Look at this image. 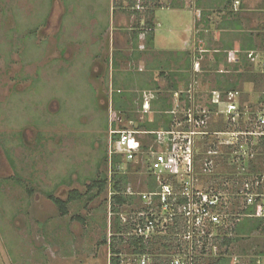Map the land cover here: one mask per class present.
Listing matches in <instances>:
<instances>
[{
    "label": "rangeland",
    "instance_id": "obj_1",
    "mask_svg": "<svg viewBox=\"0 0 264 264\" xmlns=\"http://www.w3.org/2000/svg\"><path fill=\"white\" fill-rule=\"evenodd\" d=\"M193 1L187 0V6L192 8ZM157 2L164 8L157 10L155 5H149L151 10H157L156 35L158 39H170L159 34L169 35L170 30L184 27L176 25L179 16L170 10L175 6L173 0ZM118 4L120 0H0V264H110L113 236L116 250L121 252L120 264H135L137 256L127 242L135 232L131 228L129 234L115 233L114 221L126 214L135 217L144 204L135 198L117 216L110 208V191L92 198L97 191L88 194L87 186L92 179L110 173L105 159L110 150L113 94L119 89L137 90L129 127L137 129L140 123L149 122L161 126L164 120L158 109L153 112L151 107L147 114L143 110L141 101L151 92L142 94L138 88L142 80H149L147 64L152 67V79L163 88L168 85L161 74L167 75L175 67L154 70L156 61L164 59L163 54L149 53V44L144 40L136 49L133 47L132 33L140 21L121 11ZM139 5L144 10L145 2ZM189 17L193 19L191 14ZM176 36L180 39V35ZM166 45L172 50L180 47L179 42ZM136 51L144 54L141 60L136 59ZM203 66H207L205 60L199 66L200 77L196 76V98L201 108L208 109L212 100L208 104L207 99L216 81L215 77L203 76ZM190 86L181 89L184 94ZM240 90L242 122L233 127L220 117L211 131L255 129L264 106L258 103L254 85L247 83ZM151 95L153 100L154 92ZM185 111L183 106L176 117L181 119ZM258 138H247L249 151L257 147ZM140 140L142 146L152 144L151 138ZM228 152L215 159V170L221 175L237 172L234 179L227 176L228 180L223 181L231 193L243 179L239 178L233 152L224 161ZM144 163L132 168L129 164L122 166L126 170L123 174H128L126 190L147 192L151 174ZM212 180L210 176L203 181L211 184ZM72 192L80 193L82 198L72 202L69 215L63 217L48 194L66 200ZM261 200L257 208L264 207V197ZM232 202L235 212L245 207L242 200L237 202L231 196L225 207L231 215ZM230 220L232 223L235 217ZM170 230L165 231L166 236L174 241V248L177 240L181 241L183 255L187 249L184 237L178 238ZM119 238H124V243ZM258 245L264 246V238L242 239L225 253L227 264H252ZM211 246L210 241L200 242L194 252V258L200 257L199 264H215L220 253L218 244L203 254V249ZM172 253L167 259L163 251L156 250L150 264H169L165 261L178 258L176 250ZM258 262L264 264V260Z\"/></svg>",
    "mask_w": 264,
    "mask_h": 264
},
{
    "label": "built area",
    "instance_id": "obj_2",
    "mask_svg": "<svg viewBox=\"0 0 264 264\" xmlns=\"http://www.w3.org/2000/svg\"><path fill=\"white\" fill-rule=\"evenodd\" d=\"M194 70L195 75L200 73L199 67H195ZM197 84L198 80L194 76L183 102L181 94H175L177 97L174 101V111L170 112L174 122L169 130L140 131L138 128L129 127L125 117L114 109L111 116L110 208L111 197L115 194L112 192L113 157L121 158L122 163L118 165L117 170L122 174L126 171L122 166L129 164L138 167L141 161H145L147 172L151 174V181L146 185L147 192H139L133 188L119 193L133 199L139 198L144 207L135 217L127 214L121 216V225L130 226L135 232V237L145 241H153L169 229L176 237H184L186 252L183 255L179 254L172 264H195L194 252L200 248L198 247L200 242L202 240L211 242L217 236L216 231L219 228L226 230L230 228L231 215L225 208L231 197L229 188L225 182L223 189H220L216 182L208 184L203 181L205 177L215 174V159H219L222 152H233L239 172L244 174L249 168L248 162L255 157V150L249 151L246 148L247 138L254 136L264 138V111L258 114L253 131L239 129L211 131V126L214 122L217 123L216 120L220 117L227 119L233 127L242 122L244 112L239 93L228 92L223 97L212 93L217 97L207 105L208 109H203L196 98ZM151 94H145L143 110L146 114L150 112L153 97ZM183 106L186 111L184 117L180 119L176 116ZM141 136L152 137V144L148 150H144ZM209 156L214 158V161L209 159ZM256 177L252 180L245 178L242 184L237 185L240 190L238 198L246 206L254 205L258 199L264 197L260 191L264 185V174ZM150 183H153V189H150ZM201 237L204 238L200 240ZM177 241L181 246V241ZM181 248L183 249V246ZM150 262V255L137 256L135 259V264Z\"/></svg>",
    "mask_w": 264,
    "mask_h": 264
},
{
    "label": "crops",
    "instance_id": "obj_3",
    "mask_svg": "<svg viewBox=\"0 0 264 264\" xmlns=\"http://www.w3.org/2000/svg\"><path fill=\"white\" fill-rule=\"evenodd\" d=\"M179 1L175 0V6L168 9L178 14L179 23L177 22L176 25L181 24L184 29L178 26L179 29L170 30L169 35L159 34L168 36L170 39L165 37L158 39L156 35L158 22L155 15L158 9L164 8L160 4L161 8L154 11L155 26L153 30L143 32L136 43L131 39L133 46L144 40L149 44V53L157 51L156 53L163 54L164 59L156 61L157 67L153 66V69L169 68L173 65L175 69H170L169 73L178 75L174 78L178 85L177 92L180 94L185 93L181 89L188 88L192 84L194 76L200 77L198 74L195 75L194 68L199 67L200 63L205 60L207 66L201 68L203 76L215 77L216 81L215 88L209 92L208 104L217 97L212 93L220 94L223 97L228 93L224 88L235 84L237 90L229 92L239 93L241 99V87L250 83L256 87L260 107L264 106V0H194L193 9L187 6V0ZM189 14L193 16L192 20ZM144 22L141 23L142 26H144ZM176 35H180V39ZM176 42L180 43L178 49L172 50L166 47V44H169V47L175 46ZM157 44H160L161 47L159 48ZM135 55L137 60H141L144 54L140 52L138 54L136 51ZM145 69V73L149 74L146 75L149 80L147 83L146 80H142V85L148 86L144 90L151 93H160L166 90L167 87L163 88L161 84L152 79V72H149L152 67L149 64ZM137 80L139 79L137 78ZM166 83L168 85L167 80ZM157 84L160 87L158 90L155 89ZM136 91L133 90V92ZM153 109H157V104ZM155 110L153 112H156ZM261 139L257 146L262 141ZM210 243L212 246L205 249L206 254L211 251V248L216 247L214 239ZM225 250L223 249V252ZM225 256L224 254L223 264H227L229 261ZM196 258L199 261L200 257L196 256ZM258 259L257 261L264 260V258ZM198 261L195 264H199ZM257 261L256 264H261Z\"/></svg>",
    "mask_w": 264,
    "mask_h": 264
},
{
    "label": "trees",
    "instance_id": "obj_4",
    "mask_svg": "<svg viewBox=\"0 0 264 264\" xmlns=\"http://www.w3.org/2000/svg\"><path fill=\"white\" fill-rule=\"evenodd\" d=\"M175 0H173L174 2ZM139 2H145V5L142 8L144 10H141ZM155 5L156 9L157 8H161L160 4L157 2V0H120V4H118L117 7H119V9L123 12H127L130 16H134L136 17L140 22L137 23L135 25V30H133L132 33V40L136 43V41L138 40L139 36L147 31H152L155 24H154V18L152 17V19H148L149 16H153L154 15V10H151L149 5ZM145 21L146 23L144 24V27L141 28V23ZM135 47H137V44L134 45ZM133 46V47H134ZM134 47V48H135ZM116 68L117 65H116ZM165 73V72H164ZM162 73L161 76L165 77L166 80L168 81V86L166 88V90L161 91L160 93H154V99L151 101V107H152V111H153V107L155 104H157V109L159 110L158 113L161 116V119L163 118V124L160 126L157 123H145V124H141L137 127L140 131H146V132H154V131H159L160 129H164V130H169L173 127V122H174V117L169 114L173 107H174V102L172 101V98L174 97V94L178 91V85L175 82V78L174 77H178L177 74L175 73H168L167 75ZM145 87H148L146 85H141L139 86V91H141V93L146 92ZM150 87V86H149ZM156 90H158L160 87L157 84L155 86ZM225 91L229 92V91H236L237 90V86L235 85H231L228 87L224 88ZM134 93L135 92H130L129 89L128 90H118L116 93L113 94L112 100H113V104H114V110L119 112L123 117H125L127 122L131 121V106L134 105V101H136L134 98ZM138 93V92H137ZM140 93V94H141ZM142 93V94H143ZM141 94V96H142ZM186 95L185 94H181V100L184 101L185 100ZM142 105L144 102V99L141 101ZM151 109V108H150ZM155 110V109H154ZM151 111V110H150ZM168 113V114H167ZM115 128H117L116 126H114ZM142 140H144L146 138V136H141ZM152 138V137H151ZM262 141L260 142L259 146H257L255 149V157L254 159H251L248 162V170L245 174H242L240 172H238L239 178L240 180L244 179V177H249V176H255V175H263L264 171H261L264 169V138L261 139ZM144 150H148V145L143 146ZM258 149V150H256ZM231 151L228 152V155L224 157V161L227 162L228 159L231 158L232 154L230 153ZM106 163L109 164V156L106 157L105 159ZM121 162V158L119 156H114L112 159V178H113V185H112V192L115 193L112 197H111V211L116 214L117 216H120L121 212L123 211V208L126 207L128 204H130L133 200V198L131 197H126L123 195H120L119 193H122L126 190V187L124 186L125 183H127V179H128V174H122L119 173L117 170L118 165H120ZM130 168H132V166H130ZM261 171V172H260ZM130 172V171H129ZM237 173L236 171H234V174H223L221 175L220 173L212 175V181L213 182H217V184L219 185L220 189H223V181H225L227 178L225 177H232L234 179V176H236ZM221 175V176H220ZM245 175V176H244ZM221 179L218 182V179ZM207 179H209V177H207ZM228 180V179H227ZM211 182V183H213ZM239 183V182H238ZM151 184V183H150ZM153 184V183H152ZM152 184L150 185V189H153L154 187H152ZM234 185V184H233ZM238 184L236 183L235 186H237ZM87 193H93L94 191L96 192V195L93 196L94 197H100L103 194H105L108 190H109V173H104L103 175L100 176V178L97 179H92L90 181V184L87 186ZM261 194H264V185L261 187L260 189ZM31 192V191H30ZM240 192L239 187H237L235 190H232L231 192V196L236 198V201L238 202V200L240 201V199L238 198V193ZM48 198L53 202V204L58 208V210L61 213V216L66 217L67 215H69V205L74 202L77 201L79 199L82 198V195L78 192H72L69 197L66 200H62L59 199L57 197H55L52 193L48 194ZM232 215L231 217H235V220L232 221V223L230 224V231L229 230H224L222 228H219L217 233L218 235L215 237L214 241L215 244H218V248H219V256L217 258H215L214 261L215 264H223L225 261L224 258V254L226 252H228V249L242 241V239H252L255 237H262L264 238V216H263V212H264V207L261 206V208H257L258 205L256 204H261V200L258 199L257 203L251 206H246L244 207V209H242L241 211L235 212L234 207L235 204L234 202H232ZM262 205V204H261ZM122 210V211H121ZM234 213L236 214V216H234ZM231 221V220H230ZM114 232L115 233H128L129 231H131V227L130 226H125L123 227L121 225V220L119 217L115 218L114 221ZM229 232H230V237L229 236ZM174 234V232H173ZM115 239L116 237L113 236L112 237V243H111V251H112V258H111V263L110 264H120V254L121 252L119 250H116L115 247ZM119 241L121 243H124V238H119ZM161 241V243L159 244V242ZM127 242L129 243L130 247L132 248V254L135 256H143V255H150L153 256L154 252L156 250H160L163 251V254L166 255L167 259L169 256L174 255L172 253L173 250H176L177 253L181 254L182 252V248L181 246L176 242V246L174 248V241L171 240L168 236L165 237H158L155 238L153 241H145L142 238H137V237H129ZM105 243L108 244V241L105 240ZM159 245V246H158ZM162 249V250H161ZM223 249H226L225 252H223ZM172 250V251H171ZM171 251V252H170ZM166 254H165V253ZM205 248L203 249V254H205ZM253 255L255 256L254 261L252 262V264H256L257 259L259 258H264V246H260L258 245L254 252ZM160 258V257H158ZM214 259V258H212ZM211 259V260H212ZM198 259L195 258V262H197ZM169 264H172L173 262V257L171 260H167L165 261ZM199 263V261H198ZM159 264H163V262H160Z\"/></svg>",
    "mask_w": 264,
    "mask_h": 264
}]
</instances>
